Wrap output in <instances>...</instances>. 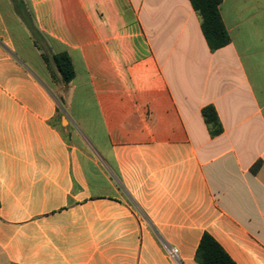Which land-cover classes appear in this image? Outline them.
<instances>
[{
  "label": "crops",
  "instance_id": "1",
  "mask_svg": "<svg viewBox=\"0 0 264 264\" xmlns=\"http://www.w3.org/2000/svg\"><path fill=\"white\" fill-rule=\"evenodd\" d=\"M31 2L101 133L16 54L0 0V264H198L205 232L264 264V0H222L215 51L190 0Z\"/></svg>",
  "mask_w": 264,
  "mask_h": 264
},
{
  "label": "trees",
  "instance_id": "2",
  "mask_svg": "<svg viewBox=\"0 0 264 264\" xmlns=\"http://www.w3.org/2000/svg\"><path fill=\"white\" fill-rule=\"evenodd\" d=\"M13 10L28 27L35 46L42 51L41 56L49 69L53 66L64 85L70 84L75 76V68L67 51L49 55L50 46L42 32L36 27L35 17L24 0H10ZM193 8L201 17V26L208 45L215 51L230 42V36L220 14L222 0H190ZM54 75V74H53ZM202 114L212 135L222 132L218 114L214 106L203 108ZM195 259L198 264H237L224 248L209 233L205 232L198 245Z\"/></svg>",
  "mask_w": 264,
  "mask_h": 264
},
{
  "label": "rangeland",
  "instance_id": "3",
  "mask_svg": "<svg viewBox=\"0 0 264 264\" xmlns=\"http://www.w3.org/2000/svg\"><path fill=\"white\" fill-rule=\"evenodd\" d=\"M24 1L26 3L27 8L31 12H33L31 0H24ZM2 7H3L4 13L6 15V19L8 21V24H9V27L11 30L13 46H14V49L16 51V54L23 61H25L31 68H33L37 73L45 76L46 80L50 83V85L51 84L57 85V86L64 85L53 66L51 67L52 69H49L47 67L45 72L42 70V68H41L43 65V60L41 58L42 51L39 50L35 46L34 41H33V37L31 36L30 31H29L28 27L26 26V24L20 19V17H18L16 15V13H15L16 18H14V16L10 12V9L8 8V6L5 5V3L2 4ZM33 15L35 17V13H33ZM35 24H36V27H38V29L40 30L39 25H37V23H36V19H35ZM20 25H22V27L24 28V30L26 31V33L28 35H26L22 31ZM42 34L44 35V37L46 38V40L48 41L49 46H50V50H47V53L49 55H51L52 53L58 52L60 50L59 45L57 44L58 46H56L54 42H51L50 38L44 32H42ZM70 85L71 84L68 85V88L66 90L67 94H68L67 102L65 100L63 106L69 114L75 113V116H77L76 120L74 121V126H75L76 130L79 132V134L82 137H84L85 139L89 140L90 144L96 146L98 143L93 141V135L92 134L100 135L101 132H100L99 127L97 125H96V127L93 126L94 129L96 130V132L92 133L89 130V127H86V125L83 123V121H80V119H79L80 118L79 116L82 113H84L88 119H90L92 122H94V124L97 123L98 117L95 116L92 111H84V110L80 109V105L82 103H91V100L90 99L84 100V93L81 90L77 91L74 101L71 100V94H70L71 86ZM66 91H61V92L64 93ZM62 101H63V99H62ZM65 110L61 109L63 115L66 117V121H64L63 126L68 125V122H67L68 115L65 112ZM93 127H91V128H93Z\"/></svg>",
  "mask_w": 264,
  "mask_h": 264
},
{
  "label": "built area",
  "instance_id": "4",
  "mask_svg": "<svg viewBox=\"0 0 264 264\" xmlns=\"http://www.w3.org/2000/svg\"><path fill=\"white\" fill-rule=\"evenodd\" d=\"M170 255L172 256V257H175L176 255H177V250L176 249H170Z\"/></svg>",
  "mask_w": 264,
  "mask_h": 264
},
{
  "label": "water",
  "instance_id": "5",
  "mask_svg": "<svg viewBox=\"0 0 264 264\" xmlns=\"http://www.w3.org/2000/svg\"><path fill=\"white\" fill-rule=\"evenodd\" d=\"M66 119L63 118V121H65Z\"/></svg>",
  "mask_w": 264,
  "mask_h": 264
}]
</instances>
